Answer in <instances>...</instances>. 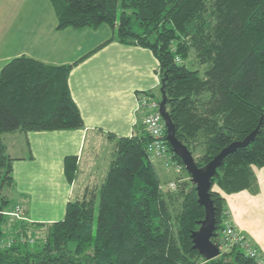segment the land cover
Returning a JSON list of instances; mask_svg holds the SVG:
<instances>
[{"label": "trees", "instance_id": "obj_1", "mask_svg": "<svg viewBox=\"0 0 264 264\" xmlns=\"http://www.w3.org/2000/svg\"><path fill=\"white\" fill-rule=\"evenodd\" d=\"M49 1L57 29L107 24L113 34L103 43L116 39L152 51L175 135L196 165L260 124L254 137L227 153L210 177L211 239L221 245L212 258H203L192 246L190 233L204 207L197 202L190 174L167 141L184 172L174 175V187L168 186L171 176L160 174L148 157L143 121L140 133H106L113 152L103 180L69 198L62 218L15 225L14 237L29 238L31 231L42 230L33 232L37 248L29 247L32 241L1 246L8 217L4 211L10 205L7 190L13 184V158L3 133L83 127L67 79L87 53L58 64L24 53L11 57L0 68V264H257L238 243L223 246L225 198L213 186L225 193L258 191L254 167L264 166V0ZM191 51L204 65L201 73L186 64ZM157 92L161 96L160 86ZM77 168L75 154L63 157L68 181Z\"/></svg>", "mask_w": 264, "mask_h": 264}, {"label": "crops", "instance_id": "obj_2", "mask_svg": "<svg viewBox=\"0 0 264 264\" xmlns=\"http://www.w3.org/2000/svg\"><path fill=\"white\" fill-rule=\"evenodd\" d=\"M31 15L22 16L14 35L0 43V68L11 57L24 53L48 63H69L87 53L68 74L71 96L77 104L83 127L73 129L28 130L9 132L3 139L11 156L13 184L7 193L12 210L23 207L24 219H13L7 235H14L20 220L48 222L64 215L69 198L80 196L91 181L80 178L85 168L95 177L97 160L84 158L85 147L101 141H113L106 133H140L145 109L139 98L146 91L157 93L160 78L158 60L152 51L135 43L112 39V30L104 24L92 27L57 29L56 15L49 0H38ZM9 33V31H7ZM5 36V34H4ZM12 39L16 40L10 42ZM13 46V47H12ZM15 46V47H14ZM143 129L145 128L144 122ZM10 151V152H9ZM75 154L77 172L68 181L63 157ZM160 174L169 175L160 161L153 162ZM258 191L247 189L225 193L224 215L234 230L240 232L264 259V166L254 167ZM37 233V231H31ZM19 234V233H18Z\"/></svg>", "mask_w": 264, "mask_h": 264}, {"label": "water", "instance_id": "obj_3", "mask_svg": "<svg viewBox=\"0 0 264 264\" xmlns=\"http://www.w3.org/2000/svg\"><path fill=\"white\" fill-rule=\"evenodd\" d=\"M159 112L164 120L166 138L171 149L181 158L185 169L190 174L191 182L197 195V202L204 207V216L198 220V227L191 231L192 246L198 250L200 255L209 259L220 253L219 244L211 239L215 228V216L209 189L211 186L210 177L214 174L216 167L222 158L238 146L247 144L256 134L259 123L247 135L240 140H233L221 148L212 158L202 165H196L193 156L187 146L175 135V126L165 108V90L163 83L160 85Z\"/></svg>", "mask_w": 264, "mask_h": 264}, {"label": "rangeland", "instance_id": "obj_4", "mask_svg": "<svg viewBox=\"0 0 264 264\" xmlns=\"http://www.w3.org/2000/svg\"><path fill=\"white\" fill-rule=\"evenodd\" d=\"M38 0H0V43L1 41H3V37L6 38V34H9L8 37L14 35L17 27L19 24H21V22H23V18L22 16H29L32 14V12H34L37 8L36 4H37ZM103 26H105L106 28H108L107 30H110L111 27L108 26L107 24H104ZM7 31H9V33H7ZM5 34V36H4ZM10 42H14L16 44V40L12 39ZM13 47V46H12ZM15 47V46H14ZM186 64L191 67V68H198L199 72L201 73L203 70V66L204 65H200L196 62V60L193 57V53L192 51L190 52L188 59L186 60ZM157 97H160L159 93L157 92ZM9 132H5L3 133V136H5L6 134H8ZM7 136H5L6 138ZM112 151V146L111 143L107 142V141H101L99 143L96 144L95 147H90L87 143L86 147H85V151H84V158H89V160H97L98 163V167L96 169V171L94 172L95 177L90 178V176L88 175V171L84 168L82 173H80V178L91 181V186L95 185V184H99L102 180L103 177L105 175V166L108 163V159L110 156V153ZM10 152V151H9ZM106 161V164H105ZM105 164L104 168L103 165ZM165 170L170 173L167 176H171L170 178L172 179L174 177V175L179 172L177 170H174L172 166H169L168 168L165 167ZM180 175L184 172L180 171L179 172ZM213 188H216V186H213ZM97 201H98V194H96V201H95V209H94V225H93V230H94V226L96 224V205H97ZM8 210L9 211L11 209V206H8ZM8 215V214H7ZM14 217L9 216L7 217V222L5 225V230L9 231V229L12 227L11 225V221H13ZM37 234H42V230H37ZM21 235L20 233L18 234V236ZM17 236V235H16ZM16 236L14 237L13 235H7V237H3L1 240V246H5L4 245V240L7 239H12L13 241L11 242H18L15 241L14 238H16ZM28 236H30L33 241L36 240L35 235L28 233ZM29 237V238H30ZM29 242V247L30 248H37L38 247V243L37 242ZM25 242V241H24Z\"/></svg>", "mask_w": 264, "mask_h": 264}, {"label": "built area", "instance_id": "obj_5", "mask_svg": "<svg viewBox=\"0 0 264 264\" xmlns=\"http://www.w3.org/2000/svg\"><path fill=\"white\" fill-rule=\"evenodd\" d=\"M139 105L145 109L143 122L146 123L150 135V140L147 143L148 157L152 162L158 160L164 168H168L171 161V150L169 149L167 140L165 138L164 121L158 109L159 99L145 93L139 98ZM175 168L180 172L179 165H175ZM179 172H177L175 175H180ZM174 185V179L169 180L168 186L174 187ZM4 212L9 216L14 217V219L25 218L23 214V207L21 205H16L12 210ZM222 236L224 239L223 246L227 247L232 243H238L244 249L246 254L254 258L257 264H264V259L260 256L256 248L253 247V245H251L250 242L244 238L240 232L234 230L233 226L227 221V219L222 230ZM14 240L23 242L32 241L33 239L31 237L27 238L21 234L14 238ZM12 241V239H5L4 245L9 246ZM219 247L221 249V245H219Z\"/></svg>", "mask_w": 264, "mask_h": 264}, {"label": "bare ground", "instance_id": "obj_6", "mask_svg": "<svg viewBox=\"0 0 264 264\" xmlns=\"http://www.w3.org/2000/svg\"><path fill=\"white\" fill-rule=\"evenodd\" d=\"M158 109H159V107H158ZM162 117V116H161ZM163 119V118H162ZM164 121V120H163ZM144 126H145V130L147 131V133L149 134V131H148V129H147V126H146V123H144ZM164 129H165V124H164ZM167 139V138H166ZM150 140V135H149V139L147 140V142H146V145H145V148H146V151H147V143H148V141ZM168 141V140H167ZM173 151V150H172ZM171 152V151H170ZM174 152V151H173ZM175 153V152H174ZM170 164H169V166H172L174 169H176L175 168V165H179L172 157L170 158ZM182 161V160H181ZM183 163V162H182ZM184 165V164H183ZM180 166V165H179ZM185 167V166H184Z\"/></svg>", "mask_w": 264, "mask_h": 264}]
</instances>
